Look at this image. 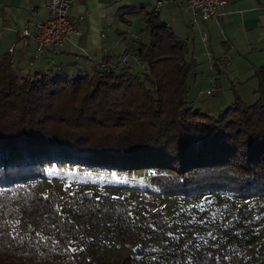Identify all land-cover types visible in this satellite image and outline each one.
Masks as SVG:
<instances>
[{
  "label": "trees",
  "instance_id": "1",
  "mask_svg": "<svg viewBox=\"0 0 264 264\" xmlns=\"http://www.w3.org/2000/svg\"><path fill=\"white\" fill-rule=\"evenodd\" d=\"M143 21L146 42L136 53L148 67L143 76L106 65L76 77H21L0 58V264H139L137 254L152 244L163 248L148 264H246L240 244L201 239L181 246L163 213L139 218L106 197L67 205L57 192L39 189L50 169H77V178L82 171H147L153 191L207 194L205 203L222 190L264 195V66L253 76V104L201 112L186 99L194 65L187 49L154 13ZM84 86L92 87L88 95ZM102 119L110 129L96 132L92 124L104 126ZM110 231L140 243L136 253L107 262L101 246Z\"/></svg>",
  "mask_w": 264,
  "mask_h": 264
},
{
  "label": "rangeland",
  "instance_id": "2",
  "mask_svg": "<svg viewBox=\"0 0 264 264\" xmlns=\"http://www.w3.org/2000/svg\"><path fill=\"white\" fill-rule=\"evenodd\" d=\"M128 16L129 31L125 34L120 56H123L125 48H129V54H126L129 70L143 76L148 72V67L135 60L133 49L135 43L139 46V43L146 42L141 33L145 23L141 14ZM180 36L186 37L188 61L194 62L187 79L186 93V99L193 109L216 116L237 101L245 105L256 101L254 92L257 82L253 76L256 68L264 65V53L260 54L256 49L255 52L240 55L226 47L223 40L204 44L196 29L193 34L184 32ZM224 56L227 64L220 61ZM62 65L67 64L64 62ZM118 67H124V64ZM128 68L117 70L124 72ZM91 89V86H84L82 94L88 95ZM110 102L109 97L102 102L107 109L102 110L100 115L108 110ZM101 123L104 126L97 123L92 125H95L96 132H107L110 126L104 119ZM78 171L50 169L47 171L48 178L39 182V189L41 192H57L67 205L75 197H106L123 203L131 209L133 216L139 218L146 219L155 213H163L166 218L172 217L170 222H173L176 235L180 233L178 243L181 246L201 239H211L225 247L236 243L242 246L240 255L246 264L264 262V195L249 197L222 190L217 193L218 198L205 203L204 198L209 196L207 194L168 197L153 191L147 183L150 175L147 171H123L109 177L104 173L88 174L82 171V178H77L75 175ZM202 204L205 206L200 207ZM232 218H235L234 222H229ZM138 247L140 243H133L110 231L104 236L101 249L108 262L116 256L125 258L134 255ZM158 247V244L145 246L143 253L137 254L141 256L139 264H148L146 260L159 254L163 248Z\"/></svg>",
  "mask_w": 264,
  "mask_h": 264
},
{
  "label": "crops",
  "instance_id": "3",
  "mask_svg": "<svg viewBox=\"0 0 264 264\" xmlns=\"http://www.w3.org/2000/svg\"><path fill=\"white\" fill-rule=\"evenodd\" d=\"M47 2L0 0V58L6 59L16 76L76 77L106 65L128 68L126 56L129 48L124 49L123 56L120 55L125 34L129 31L130 14L144 17L145 13H154L171 28L186 49V37L180 35L184 32L193 34L196 29L200 40L201 33H207L208 41L201 40L204 44L223 40L226 47L240 55L256 49L260 54L264 53V0H227L215 19L197 26L191 24L190 12L178 0H74L69 17L76 26L69 41L56 51L37 54L35 43L29 41L23 46L18 34L28 23L48 18ZM158 2L161 6L157 9ZM79 17H83L82 22H78ZM29 30L33 33L34 27L29 26ZM134 46L133 56L140 63L136 56L138 45L135 43ZM187 54L185 59L188 61ZM225 58L220 61L227 64ZM64 62L66 66L62 65ZM119 64L124 67H118Z\"/></svg>",
  "mask_w": 264,
  "mask_h": 264
},
{
  "label": "built area",
  "instance_id": "4",
  "mask_svg": "<svg viewBox=\"0 0 264 264\" xmlns=\"http://www.w3.org/2000/svg\"><path fill=\"white\" fill-rule=\"evenodd\" d=\"M191 14V24L197 26L200 23L215 19L227 4V0H178ZM74 0H48V18L34 24L28 23L18 34L19 41L26 46L29 41L36 45V53L44 51H56L64 46L75 30V26L69 17V10ZM161 2L157 3V9ZM83 17H79L78 22H82ZM34 27V32H30L29 26ZM201 40L206 43L208 35L201 33ZM12 52V49H10Z\"/></svg>",
  "mask_w": 264,
  "mask_h": 264
}]
</instances>
